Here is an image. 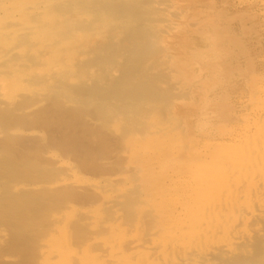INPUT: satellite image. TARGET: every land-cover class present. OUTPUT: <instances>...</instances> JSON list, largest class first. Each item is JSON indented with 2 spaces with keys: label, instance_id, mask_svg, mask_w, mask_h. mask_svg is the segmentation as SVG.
<instances>
[{
  "label": "bare ground",
  "instance_id": "6f19581e",
  "mask_svg": "<svg viewBox=\"0 0 264 264\" xmlns=\"http://www.w3.org/2000/svg\"><path fill=\"white\" fill-rule=\"evenodd\" d=\"M183 4L0 0V264H264V87L171 120L209 85L181 55L229 52Z\"/></svg>",
  "mask_w": 264,
  "mask_h": 264
},
{
  "label": "rangeland",
  "instance_id": "374dc122",
  "mask_svg": "<svg viewBox=\"0 0 264 264\" xmlns=\"http://www.w3.org/2000/svg\"><path fill=\"white\" fill-rule=\"evenodd\" d=\"M187 1V2H186ZM190 0H181V2L182 3H184L183 4V6H186V8L187 9H189L190 11H191V16L192 15H194V16H197V18L195 19V21L197 20H199L200 21V24L201 25H203V23L206 25V26H209L211 23H213L215 20H214V18H215V16L217 15H219V17H216L215 19L216 20H218L219 18H220V16H221V21H222V23H223V25L224 24H226L227 25V33L230 35V37H229V35L227 36V41H226V44H227V46L229 47V52H226V53H224V52H222L223 53V57L225 56V54H226V57L225 58H223V57H218L217 55H210V51H211V45L209 44V41H207V40H205V41H203L202 43L204 44L202 47H199V48H201V49H199V50H196V51H194L193 49H188V51H185V54H183V55H186V56H183V55H181L187 62H188V64H190L189 66H191V68H189L188 69V71H190L189 73H188V71L186 70L185 72H187V76H188V78H189V76H190V78L192 79V80H190L192 83L194 82V80L195 81H197V80H200V82L201 81H204V78H205V83H207V87L205 86L204 88H202L203 87V85H200L199 87H200V89H199V95L197 94V96L194 98V99H196V100H194V99H191L190 98V96H192V98H193V94L191 95L190 94V87H188L187 89H185L184 91H180L179 93H177V95H179V96H181V94L180 93H182L183 94V92H185L188 96H189V99L190 100H188V96L186 95V98H187V101H192V100H194V102L192 101V103L191 102H189L190 104L189 105H191L189 108H188V102H187V104L185 105V103H186V98H185V96H182V98L183 99H185L184 101H185V103L184 102H182V98H180L179 96H178V98L176 97V98H174L173 99V102H172V105H175V104H178V105H180L181 107V111H179V112H177V113H174V114H170V113H167V117H169V118H167V117H165V111L166 110H169L170 109V111L169 112H171V110L173 109V106L171 107V105L170 106H163L162 104V106H161V108L160 109H163V110H158L160 113L158 114V111H156L155 112V114H157V116H159L158 117V119L160 118V116H161V114L162 113H164L163 114V116L162 117H164V119H166V120H170L171 119V117L173 116V115H176V119H175V116H174V118L172 117V119L171 120H174L177 124H180V121H182L181 123H184V121L186 120H189L190 118L189 117H191L192 118V121H194V123H199V121H202V120H206L207 121V118H209V116L210 115H212L211 113L212 112H214L213 111V104H217L218 102L217 101H220L221 99H222V97L223 96H225L226 95V97H230V98H226V102H228L227 104H229L230 102V105H233L234 107H236L235 109L236 110H240L243 106H244V104H246L248 101H247V99H248V96H247V91L245 90V91H243L242 92V89H241V91H237V93L235 94V93H231V91H232V88H263L264 87V15H263V13H264V7L261 5V4H253V2L251 3L250 1H252V0H215V1H217V2H215V7L217 8H214V7H212L211 8V10H210V8H208V5H205V4H209V3H207L209 0H207V2H205V0H203L205 3L203 4V3H201L202 2V0H191L190 1V3H188ZM250 2V3H249ZM188 3V4H187ZM194 3V4H193ZM227 3H228V5H227ZM233 3H234V5H233ZM211 5H213L212 3H210ZM217 4V5H216ZM227 6H226V5ZM231 4V5H230ZM248 5V4H250V5H248L247 7H248V9H246L247 7H246V5ZM222 5V6H221ZM241 5V6H240ZM252 5H255V6H252ZM224 6V7H223ZM250 6V7H249ZM262 6V7H261ZM206 8V9H205ZM224 8V9H223ZM251 8V9H250ZM252 8H253V10H255V11H253L252 10ZM261 8V9H260ZM193 9H194V11H193ZM195 9H198V12H197V10H196V12H197V15H196V12H195ZM207 9H209V12H208V10ZM228 10V11H227ZM247 10V11H246ZM262 10V11H261ZM193 11V12H192ZM245 11L247 12V13H245ZM258 11V12H257ZM248 12H252L253 14L254 13H256L255 15H252L251 16V14L252 13H250V15H249V13ZM263 12V13H262ZM195 13V14H194ZM198 13H200L201 15H199ZM258 14V15H257ZM209 15L210 16H212V17H214L212 20H214L213 22H212V20H211V22H210V24H209V21L210 20H208L209 19ZM248 15V16H247ZM257 15V16H256ZM260 15H262V16H260ZM254 16V17H253ZM212 17H210V18H212ZM239 17V18H238ZM241 17H242V19H241ZM253 18V19H249V18ZM257 17V18H256ZM247 18V19H246ZM246 19V20H245ZM245 20V22H247V23H245V22H243V21ZM252 20V21H251ZM258 20V21H257ZM191 21V20H190ZM198 21V22H199ZM204 21V22H203ZM228 21V22H227ZM232 21V22H231ZM238 21V22H237ZM257 21V24H255V22ZM203 22V23H202ZM231 22V23H230ZM214 23H216V22H214ZM222 23H220V24H222ZM235 23V24H234ZM260 23V24H259ZM262 23V24H261ZM231 24H233V25H231ZM242 24V25H241ZM244 24V25H243ZM249 24V25H248ZM251 24V25H250ZM200 25V26H201ZM246 25V26H245ZM261 25V26H260ZM232 26V27H231ZM243 26V27H242ZM229 27V28H228ZM242 27V28H241ZM246 27V28H245ZM262 27V28H261ZM247 28H249V29H247ZM259 29H261V30H259ZM245 31V32H244ZM249 31V32H248ZM258 31V32H257ZM260 31V32H259ZM262 31V32H261ZM252 32V33H251ZM247 33H248V35H247ZM249 33H251V34H249ZM263 34V35H262ZM119 35H125V31L124 32H119ZM232 35V36H231ZM260 35H262V36H260ZM119 37V36H118ZM120 37H123V36H120ZM237 39H236V38ZM248 38V39H247ZM230 39V40H229ZM234 42H232V41ZM258 40V41H257ZM177 41V39L174 41V42H176ZM239 42V43H238ZM255 42V43H254ZM263 42V43H262ZM241 43V44H240ZM245 43V44H244ZM248 45H247V44ZM253 43V44H252ZM258 43V44H257ZM230 44H231V46H230ZM255 44H256V46H255ZM246 45V46H245ZM252 46V47H251ZM197 47V46H196ZM210 47V48H209ZM230 47H231V50H230ZM232 47H234L233 49H232ZM261 49H260V48ZM248 48H250L249 49V53L248 54H244V52L245 51H247L248 52ZM253 48H255L254 49V51H253ZM185 49V48H184ZM210 49V50H209ZM206 50H209V52L208 51H206ZM241 50H242V52H241ZM230 51H235V52H230ZM251 51V52H250ZM236 52H238V54L236 53ZM228 53L230 54V55H228ZM254 53V54H253ZM196 54H197V56H196ZM233 55V57H232V55ZM238 56H236V55ZM252 54V55H251ZM189 55V56H188ZM196 56V58H192V56ZM243 55H246V56H243ZM190 56H191V58H190ZM193 56V57H194ZM231 56V58H230V60H229V57ZM248 56V57H247ZM187 57H189V58H187ZM206 58V59H205ZM233 58V59H232ZM234 58H236V59H234ZM238 58V59H237ZM245 60H244V59ZM197 59V60H196ZM213 59H215L214 61H213ZM223 59V60H222ZM260 61H259V60ZM205 60V61H204ZM217 60V61H216ZM258 60V61H257ZM196 61H198V63L200 64H198ZM212 61V62H211ZM226 62L227 64H228V66H230L229 64H232L231 66V68H232V71H231V73H230V75H225L224 77H223V75H222V73H220L219 71L217 72V74H216V71L218 70L217 68V66H214L215 68H213V70L212 71H210L209 70V68L212 66L211 64H215V63H220V62ZM232 61H234V62H232ZM250 61H252V63H253V65L251 66V68H248V65H247V62H250ZM205 62V63H204ZM208 64H210L209 62H211V66L210 65H207V63ZM236 62V63H235ZM261 62L263 63V64H261ZM234 63V64H233ZM256 63V64H255ZM204 65V66H203ZM206 65V66H205ZM217 65V64H216ZM203 66V67H202ZM237 66V67H236ZM253 66H254V68H253ZM200 67H202L201 69H203V68H207L208 67V70H209V72H208V70L206 71L205 69V72H203V73H199V71L201 70L200 69ZM241 67H243V68H241ZM239 68V69H238ZM241 69V70H240ZM245 69V70H244ZM248 69H249V71H248ZM252 69V70H251ZM237 70V71H236ZM244 71H245V73H244ZM247 71V72H246ZM253 72V74L251 73V72ZM255 71H256V73H255ZM191 73V74H190ZM215 73V74H214ZM219 73V74H218ZM248 75H247V74ZM182 74L184 75L185 73L182 71ZM193 74V75H192ZM241 74V75H240ZM178 75V74H177ZM196 75V76H195ZM217 75H219V76H217ZM221 75V76H220ZM252 75V76H251ZM257 75V76H256ZM205 76H208V77H211V79L210 78H208V77H205ZM233 76V77H232ZM242 76V77H241ZM244 76V77H243ZM255 76V77H254ZM263 76V77H262ZM179 77L181 78L182 77V75H178V79H179ZM202 77V78H201ZM218 77V78H217ZM231 77H232V79H231ZM235 77V78H234ZM260 77V78H259ZM195 78V79H194ZM220 78V79H219ZM221 78H223L224 80H221ZM256 78H257V80H256ZM183 79V78H182ZM182 79H180V80H182ZM194 79V80H193ZM202 79V80H201ZM219 79V80H218ZM263 79V80H262ZM179 80V81H180ZM208 80V81H207ZM209 80H210V82H209ZM212 81H213V83H212ZM215 81L217 82V83H215ZM221 81H222V83H221ZM226 83H225V82ZM232 81V82H231ZM238 81V82H237ZM247 83H246V82ZM257 81V82H256ZM262 81V82H261ZM231 82V83H230ZM165 84H167V83H165ZM164 84V86L165 87H167L166 85ZM200 84V83H199ZM240 84V85H239ZM245 84V85H244ZM263 84V85H262ZM168 85V84H167ZM211 85H212V87H211ZM215 85V86H214ZM236 85V86H235ZM242 85V86H241ZM260 85H261V87H260ZM244 86V87H243ZM259 86V87H258ZM210 87V88H209ZM230 88V89H229ZM203 89L205 90H207V92H209V94L208 93H206V90L203 92ZM212 89V90H211ZM226 89V90H225ZM218 90V91H217ZM227 91V92H224V91ZM187 91H189L188 93H187ZM216 92V94H215V92ZM229 93L231 94V96L229 95ZM239 93V94H238ZM245 94V95H243V94ZM183 94V95H184ZM208 94V95H207ZM215 94V95H214ZM233 94V95H232ZM241 94H242V96H241ZM205 95V96H204ZM207 95V96H206ZM213 95V96H212ZM236 95V96H235ZM240 96H241V98H240ZM204 97V98H203ZM209 97H210V99H211V101H212V103L210 102V99H209ZM233 99H232V98ZM235 97V98H234ZM246 97H247V99H246ZM199 98H200V100H199ZM214 98V99H213ZM217 98V99H216ZM242 98H243V100L244 101H242ZM178 99V101H174V100H177ZM180 99H181V101H180ZM231 99H232V101H231ZM241 99V100H240ZM246 99V100H245ZM203 100V101H202ZM197 101V102H196ZM201 101V102H200ZM206 101V102H205ZM213 101L215 102V103H213ZM235 101V102H234ZM237 101H239V102H237ZM241 101V102H240ZM176 102V103H175ZM232 102H234V103H232ZM195 104V106H196V104L198 103L199 104V106L201 107H199L198 106V104H197V106H196V108H195V110H194V105H192V104ZM205 103V105H203ZM206 103H207V105H206ZM238 103V104H237ZM242 103V104H241ZM166 105V104H165ZM184 105H185V107H184ZM243 105V106H242ZM187 106V107H186ZM193 106V107H192ZM203 106V107H202ZM204 106H207L208 108H206V107H204ZM240 106H242V107H240ZM192 107V108H191ZM239 107V108H238ZM164 108H166V109H164ZM186 108H188V112H187V110H185ZM204 108V109H203ZM189 109H190V111H189ZM192 109V110H191ZM196 109L198 110H200V111H196ZM206 110H210L209 111V113L207 112L206 113ZM163 111V112H162ZM191 111H192V113H191ZM194 111V112H193ZM205 111V113L206 114H204L203 112ZM168 112V111H167ZM187 113H189V115L187 114ZM198 113V114H197ZM200 113V114H199ZM169 114L171 115V117L169 116ZM197 114V115H196ZM205 116H203V115ZM189 117H188V116ZM191 115V116H190ZM200 115H201V117H200ZM206 115H207V118H206ZM186 116V117H185ZM204 118H203V117ZM161 117V118H162ZM188 117V118H187ZM160 118V119H161ZM186 118V119H185ZM198 118L200 119V120H198ZM182 119V120H181ZM162 120V119H161ZM166 120H164V121H166ZM170 120V121H171ZM184 120V121H183ZM191 120V119H190ZM173 122V121H172ZM185 134H187V136L185 135ZM189 134V135H188ZM195 135L194 136H196V134L197 133H194ZM190 137V140H191V138H194V137H192L193 136V134L192 133H184L183 135H182V139L184 140L185 138L184 137H187V140L190 142V140H189V137ZM185 141V143L186 142H188V141Z\"/></svg>",
  "mask_w": 264,
  "mask_h": 264
}]
</instances>
